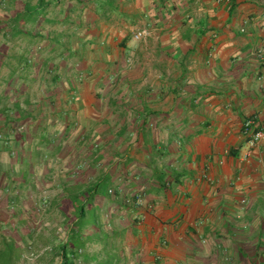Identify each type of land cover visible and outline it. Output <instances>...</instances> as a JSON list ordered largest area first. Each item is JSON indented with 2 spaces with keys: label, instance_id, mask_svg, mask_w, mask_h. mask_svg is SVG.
I'll use <instances>...</instances> for the list:
<instances>
[{
  "label": "crops",
  "instance_id": "obj_1",
  "mask_svg": "<svg viewBox=\"0 0 264 264\" xmlns=\"http://www.w3.org/2000/svg\"><path fill=\"white\" fill-rule=\"evenodd\" d=\"M40 2L44 41L33 49L44 44L49 64L38 100L60 137L47 148L60 151L59 165L42 160L39 172L50 182L49 213L57 217L65 187L91 170L90 182L115 191L95 199L120 255L105 261L264 264V140L243 160L245 122L256 117L264 130V0H0V22L20 3L37 17ZM8 33L0 31L7 59L20 53ZM17 66L2 65L0 79ZM20 157L17 145L0 143L3 171L19 175ZM137 198L142 207L127 204ZM24 206L29 216L36 203Z\"/></svg>",
  "mask_w": 264,
  "mask_h": 264
},
{
  "label": "trees",
  "instance_id": "obj_2",
  "mask_svg": "<svg viewBox=\"0 0 264 264\" xmlns=\"http://www.w3.org/2000/svg\"><path fill=\"white\" fill-rule=\"evenodd\" d=\"M32 9L28 4L23 5L20 3L16 13H13L9 20L6 19L0 22V31H8L9 36H11L9 42L16 45V42L20 40H27L29 44L22 58L19 57L20 53L12 55L19 70L11 72L7 79H0V125L2 126L0 128V143H6L10 147L14 144L17 145L18 152L22 155L20 159L24 161V167L19 175H13L12 172L7 170L3 171L0 166V189L4 193H8L5 196L8 200L6 199L4 203L8 207L7 212H9L6 216H0V222L4 223L2 226H5L2 229L10 228L11 230L8 236H0V264H17L22 260L25 251L31 250L29 242L34 239V235L37 234L38 230L31 225V214L29 216L25 215L26 196L29 190L36 188L37 171L41 166L44 153L51 144L56 142L59 136L49 131L50 120L46 118L44 113L42 112L40 117L34 116V104L29 98L24 100L22 98L29 95L27 92L31 90L32 86H37V92L42 91L41 93H43L45 92L46 83L48 84V81L44 79L46 76L45 67L49 64L48 59L40 62L41 64L38 66L42 69L40 73L42 76L39 78V71L37 72L35 68L37 64H34L33 59L28 58V54L32 53L30 47L33 46L32 48H34L35 43L41 44L44 41L45 23L39 11H41V14L45 12V3L40 2V6L36 8L37 17H35L36 15H34ZM55 25L58 24L54 23L53 26ZM7 49L8 46L5 45L0 50V70L2 65L7 64L5 61L9 57L6 54ZM23 71L27 74L25 75ZM18 72L20 73L21 85L17 89L10 82L17 77ZM50 72L51 69H48V74ZM33 74H35V77L32 78ZM59 81L60 79L55 76L53 85L62 88ZM71 87L72 85L69 86L68 90ZM14 98L18 99L16 103H13ZM30 121L36 128L32 126V128L29 127L28 130L23 131V124L30 123ZM58 151L56 149V152ZM90 173L91 170H87L80 175V178L68 184L64 189L63 200L53 205L56 208L57 217L60 220L63 219V222H61L64 224L63 228L67 230L63 232V234H66L63 236L58 232L59 238L66 237L53 250L55 264L58 260L61 264H92L93 258L96 257L97 259L98 255L103 254L106 257H114V261L120 260V255L115 253L119 252L118 248L111 249L109 244L111 232L107 229L108 223L104 216L98 215V209L95 210L96 197L108 198L110 196L109 189L106 184H93V182H90ZM15 191L19 192L17 196H9ZM2 203L3 200L0 198L1 206ZM20 204H22V208ZM12 206L15 208L14 210H12ZM13 221L15 227H13ZM99 244H102L100 245L102 250L94 249L95 246L99 247ZM96 264L112 263L103 259Z\"/></svg>",
  "mask_w": 264,
  "mask_h": 264
},
{
  "label": "rangeland",
  "instance_id": "obj_3",
  "mask_svg": "<svg viewBox=\"0 0 264 264\" xmlns=\"http://www.w3.org/2000/svg\"><path fill=\"white\" fill-rule=\"evenodd\" d=\"M60 38H62V37L61 36L57 37L58 40H60ZM58 42L60 43L61 41H58ZM11 44L14 45L12 42H11ZM16 46H19V48H20V56L19 57L22 58V56L25 55V49H27L29 47L28 41L27 40H22V41L20 40V41L16 42ZM32 47L33 46L30 47V49H32V53L28 54V58L33 59V61L35 62L34 64H37L35 67L37 69L39 64H41L40 62H42L43 60L45 61L48 58L47 57L48 55L45 51L44 44H42L41 46H38V47H40L39 49H37V48L33 49ZM55 50H58V46ZM15 61L16 60H14L12 58V55L10 56L9 59L6 60L8 65H14ZM3 71L7 72L6 70H3ZM23 73L25 74L24 71H23ZM62 81L63 80H61L59 82L61 83ZM66 82L68 83V81H66ZM69 82L72 83L71 81H69ZM66 87H67V89L69 88V86H66ZM44 91H45V89H44ZM71 91L74 92L76 95H78V93H79V90H76L74 83H72ZM41 92L42 91L37 92V86H32L31 90H28V92H27V94H29V95H25L22 98H35V99H37L36 103H33L37 106V105H39L38 98H45V96H46L45 92H43V93H41ZM38 94H39V96H38ZM73 96H75V95H73ZM75 98H77V96ZM10 102H12V101H10ZM42 102H43V100H42ZM40 105L41 106L37 111H36L37 108L33 111L34 116L40 117V114H41L40 112H44V113H46V115L45 114L44 115L46 116V118L48 120H54L53 113L50 114V112H52V111H50V112L44 111V108H45V110H49L47 104L41 103ZM32 126H35V125L33 123H31V121H30V123L26 122L25 124H23L22 130L26 131L29 129V127L32 128ZM34 128H36V126ZM59 138L57 137V140ZM55 154H56L55 156L51 157L50 151L47 149L46 152L44 153L42 160L47 161L48 162L47 164H51L50 161H52L53 164H56V162H54V161L57 160L58 165H59L60 152L55 153ZM5 157H8V156L5 155ZM17 157L18 156L16 154H11L12 159H17ZM43 169H44V167L39 168L38 178L35 180V185L38 186L37 191H36V188H34V189L32 188L31 189L32 191L27 192L28 194H30V195H28L29 197L26 196L27 203L28 202L29 203L32 202L33 204L36 203V206L34 207V212L31 214V225L33 228H37V230H38L37 234L34 235V239L31 241L34 243L35 246L31 245L30 246L31 250L25 251V253L22 257V260L20 262H18L17 264H45L44 263L45 261L47 262L48 260H50L52 258L53 250L56 248V246H58L59 243L62 242L63 239H65V237H66L65 236L63 239H62V237L59 238L58 232H60L63 236V235H66V234H63V232L64 231L66 232L67 230L65 228H63V225L61 223L60 218L54 217L53 214L49 213L48 207H46L47 206L46 203H48V200H46L45 197H47L50 194L49 193L50 189L48 188V186L50 185L49 184L50 182H47V180L44 181L41 177L42 175L40 176L39 172ZM60 174L61 173H58L57 178L60 177ZM54 176H55V174H53V177ZM54 193H55V191H54ZM4 194H8V193H4ZM18 194H19V192L15 191L14 193H11L9 196L14 197V195L17 196ZM4 198H6L5 195H4ZM12 200H13V198H12ZM14 209L15 208H13V206H12V210H14ZM6 210H8V209L6 208ZM8 214H9V212H8ZM4 227L5 226L0 225V233H1L0 236H8L10 234V231H11L10 228H6V229H8L6 231V229L5 230L2 229ZM0 244H1V239H0ZM24 248H25V246H24ZM92 251H94V250L92 249ZM103 258H104V256L100 257V259H103ZM59 261L60 260H58L56 262V264H59Z\"/></svg>",
  "mask_w": 264,
  "mask_h": 264
},
{
  "label": "built area",
  "instance_id": "obj_4",
  "mask_svg": "<svg viewBox=\"0 0 264 264\" xmlns=\"http://www.w3.org/2000/svg\"><path fill=\"white\" fill-rule=\"evenodd\" d=\"M144 32H140L136 35V39H140L144 36ZM261 56L264 58V51H262ZM243 134L246 137V151L243 156V160L248 161L252 155L255 148L259 145V143L264 140V130L261 129L260 124L258 122V118L254 117L248 119L243 126ZM114 190L110 189L109 194L113 195ZM247 200L242 201V205L247 204ZM127 204L131 206H136L137 208L142 207L144 201L142 198H137L136 201H127Z\"/></svg>",
  "mask_w": 264,
  "mask_h": 264
},
{
  "label": "clouds",
  "instance_id": "obj_5",
  "mask_svg": "<svg viewBox=\"0 0 264 264\" xmlns=\"http://www.w3.org/2000/svg\"><path fill=\"white\" fill-rule=\"evenodd\" d=\"M61 263V262H60Z\"/></svg>",
  "mask_w": 264,
  "mask_h": 264
}]
</instances>
